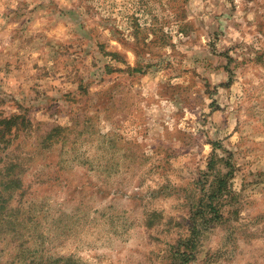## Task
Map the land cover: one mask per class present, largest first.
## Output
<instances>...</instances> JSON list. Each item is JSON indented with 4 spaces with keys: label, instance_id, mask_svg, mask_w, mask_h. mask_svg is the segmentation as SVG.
I'll return each instance as SVG.
<instances>
[{
    "label": "rangeland",
    "instance_id": "rangeland-1",
    "mask_svg": "<svg viewBox=\"0 0 264 264\" xmlns=\"http://www.w3.org/2000/svg\"><path fill=\"white\" fill-rule=\"evenodd\" d=\"M0 264H264V0H0Z\"/></svg>",
    "mask_w": 264,
    "mask_h": 264
}]
</instances>
